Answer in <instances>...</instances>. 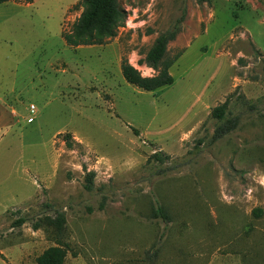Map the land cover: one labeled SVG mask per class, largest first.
Returning <instances> with one entry per match:
<instances>
[{"label":"rangeland","instance_id":"1","mask_svg":"<svg viewBox=\"0 0 264 264\" xmlns=\"http://www.w3.org/2000/svg\"><path fill=\"white\" fill-rule=\"evenodd\" d=\"M28 1L0 3V264H38L57 211L65 264H264V0H120L117 35L81 46L84 0ZM181 18L174 82L129 83L122 60L155 74L140 60Z\"/></svg>","mask_w":264,"mask_h":264},{"label":"trees","instance_id":"2","mask_svg":"<svg viewBox=\"0 0 264 264\" xmlns=\"http://www.w3.org/2000/svg\"><path fill=\"white\" fill-rule=\"evenodd\" d=\"M7 1L10 0H0V3ZM32 1L29 0L28 2ZM207 1L209 0H199V2ZM83 6V12L73 24L71 31L63 35L71 46L105 44L109 39L115 37L118 28L125 24L127 13L120 0H84ZM182 21L183 18L179 19L172 28L160 33L145 58L140 60V64H146L153 68L156 71L155 74L145 76L127 58L122 60V72L129 83L144 90L154 91L174 82L170 69L182 55V52L171 55L169 53V44L181 32ZM228 112V100L213 108L212 115L221 121L216 128L215 138L223 137L236 127L237 120L235 118H227ZM68 145L70 147L73 146L71 142ZM154 156L158 160H164L161 151L155 152ZM95 176V171L87 172L86 188L88 190L93 189ZM160 213L166 218L169 217L163 208H160ZM25 221V218H20L15 225L22 224ZM66 225L67 217L63 211H57L54 216L46 215L33 222L32 226L34 229L46 228L57 241L56 245L48 247L38 256V264H65L68 253L67 243L63 240Z\"/></svg>","mask_w":264,"mask_h":264},{"label":"crops","instance_id":"3","mask_svg":"<svg viewBox=\"0 0 264 264\" xmlns=\"http://www.w3.org/2000/svg\"><path fill=\"white\" fill-rule=\"evenodd\" d=\"M11 1H12V0L7 1V2H11ZM4 3H6V2H4ZM28 4H29V3H28ZM3 105H4V106H7V104L4 102V100L0 98V108H1ZM0 116H1V114H0Z\"/></svg>","mask_w":264,"mask_h":264},{"label":"built area","instance_id":"4","mask_svg":"<svg viewBox=\"0 0 264 264\" xmlns=\"http://www.w3.org/2000/svg\"><path fill=\"white\" fill-rule=\"evenodd\" d=\"M32 108H33V109H35V106H34V105H32Z\"/></svg>","mask_w":264,"mask_h":264}]
</instances>
